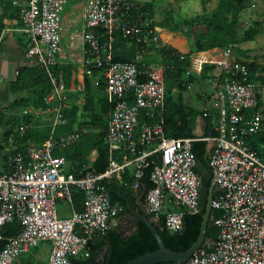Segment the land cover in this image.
Listing matches in <instances>:
<instances>
[{
	"label": "built area",
	"instance_id": "2783aa9c",
	"mask_svg": "<svg viewBox=\"0 0 264 264\" xmlns=\"http://www.w3.org/2000/svg\"><path fill=\"white\" fill-rule=\"evenodd\" d=\"M67 2H13L19 8V31L29 41V62L45 71L51 85L44 102L55 106L46 113L52 128L41 146L29 145L22 152L15 135L7 139V171L0 175V241L4 225L17 222L21 230L8 238L0 250V264H13L44 242L51 245L48 264H73V259L87 258L90 241L115 226L122 210L110 201L103 181L133 166L131 187L137 192L142 171L149 164L147 158L157 153L160 161L150 163L152 187L145 197L148 216L157 222L164 214V228L178 233L183 227V212L165 211L164 204L181 207L189 214L198 213L199 178L192 152V143L197 140L211 144L208 164L219 188L211 208L219 212L213 221L218 236L210 252L200 248L187 264H264V162L246 141L247 137L260 136L264 146V82L259 79L262 75L252 74L243 61L231 60L232 48L223 50L218 60L191 57L196 70L204 64L215 65L219 70L218 77L211 81L213 91L207 94L211 106L218 111L216 134L202 139L167 138L162 119L143 126L138 133L142 111L148 117L163 112L164 67L155 65L140 70L134 63L114 62L113 44L116 32L133 41L138 47V61L150 45L160 41L157 27L152 25L150 13L141 11L145 0H89L82 11L83 64L89 77L93 69L102 71L103 93L112 106L105 132L109 166L100 174L79 172L76 176L65 170L64 157L54 155L79 138L74 133L54 137L56 127L67 124L62 111L71 107L64 94L63 74L54 71L61 51V12ZM251 74L255 80H250ZM99 83L96 79L94 85ZM249 110L255 112L248 117ZM43 115L42 109L30 107L22 110L20 117L31 118L34 123ZM203 117H209L206 110ZM30 127L32 123L22 122L18 132L22 134ZM116 152L131 158L113 166ZM74 188L84 195L81 213L72 207ZM58 201L70 207L69 217L60 216Z\"/></svg>",
	"mask_w": 264,
	"mask_h": 264
},
{
	"label": "trees",
	"instance_id": "16d2710c",
	"mask_svg": "<svg viewBox=\"0 0 264 264\" xmlns=\"http://www.w3.org/2000/svg\"><path fill=\"white\" fill-rule=\"evenodd\" d=\"M80 1V0H79ZM150 3L143 5L141 11H151L153 14L155 0H149ZM216 7L207 14H200L191 18L176 19L172 11H165L161 14L160 21L152 23V25L165 29L171 33L180 32L187 37L189 42V51L186 54H180L175 49L162 45L161 43L152 44L148 47V52L155 54V61L164 67V84H165V100L164 109L161 115L155 112L152 117L145 115L142 111L138 117V133L143 126L153 125L160 119L163 120V130L167 138L185 139L194 138L193 129L195 118L200 114L197 110L190 107L183 100V93L187 87L194 81V75L191 70V56L208 52L214 49L226 50L236 47L241 43L251 42L255 39L259 33L257 26L244 30L242 35H238V24L240 20V14L246 7L248 0H216ZM203 4L206 0L202 1ZM139 10V9H138ZM152 16V15H151ZM202 27L201 30H196L198 27ZM185 29V30H184ZM137 45L129 40L124 39L119 32L115 33V41L113 44V61L134 63L142 70L141 63L136 61ZM250 72L258 71L254 63L248 64ZM215 69V65L204 64L199 78L207 79L208 74ZM63 73V80L66 87L70 86L72 67L64 66L62 68H55V72ZM100 70L93 69L91 77H85L84 80V92L85 104L82 107L77 105L72 106L71 110L65 111L62 116L67 120L65 126H60L56 129L55 138L64 136L69 132L77 131L81 126H90L99 130V133L95 136L83 134L79 139L69 148L63 151H55V156L64 155L66 158L73 160L74 158L79 160V164L76 165V169L71 171L78 176L79 172H94L96 174L106 171L109 166V152L108 144L105 140V132L108 123V116L111 111V104L108 103L105 95L103 94L104 82L102 80ZM251 74L250 80H255ZM99 80V86H94L95 79ZM264 82V78L260 79ZM12 92H25V96L16 99L10 104L9 109L15 110L17 108H35L42 109L44 113L51 111V107L46 105L44 99L49 95L51 91V85L46 77L45 72L36 66L30 68L21 69L18 72L16 80L11 85ZM97 98V99H96ZM97 100V101H95ZM261 104V101H259ZM96 107H98L96 109ZM255 110H249L247 116L254 113ZM207 118V129L205 136L215 135V128L218 123V117L216 111ZM6 118V119H5ZM84 118H89L84 121ZM5 121L8 130L2 135V141L7 143V139L11 134L15 135V143L19 150L24 152L29 145L41 146L50 135V126L43 120H37L34 123L31 118L6 115L4 111H0V126ZM32 123V127L27 129L24 133L20 134L18 128L20 124ZM50 124V123H49ZM77 126V127H75ZM138 135V134H137ZM253 150L264 162V147L263 140L260 136H250L246 139ZM0 146V152L2 150ZM92 151H96L97 156L91 163L90 168H84L88 163V156ZM192 152L197 162H201L207 171H210L208 164V151L207 143L202 140H197L192 143ZM123 155L126 153L117 152L112 158L113 160L121 163ZM160 154H154L147 158L149 162L148 166L143 169L142 177L139 184V189L136 195L143 194V199L149 189L152 187L150 181V173L153 169L151 162L158 163L160 161ZM129 159L131 156L128 154ZM6 162V157H3ZM1 162V160H0ZM1 168V167H0ZM6 164L1 168L0 175L5 173ZM133 166L126 169L125 174L122 177V182L119 183L116 180L103 181L102 186L108 192V196L111 202L118 203L122 207V211L118 215L121 217L127 206L135 203L136 195L129 189V184L132 183L134 175ZM129 176V177H127ZM72 207L75 212L81 213L84 209V195L77 189H72ZM70 209V207H69ZM71 210V209H70ZM178 212H183V227L178 233H171L164 228V214L160 216L157 222H155L156 232L158 233L163 245L170 251L181 253L187 251L192 244L197 240L202 222V213L189 214L183 208L176 209ZM174 208H166L165 211H176ZM211 215L213 221L218 218L219 212L212 209ZM150 219V216H148ZM134 231L129 235H124V232L119 226L110 229L105 235L93 239L89 244V256L87 258L79 257L73 259V264H96L95 252L100 248L102 243L108 244L110 247L106 252L105 258L108 264H126L127 262L136 259L139 256L146 255L154 252L158 249V245L149 229L142 223L138 222L134 225ZM21 230L20 225L17 222H12L4 225L1 229V235L3 239L0 241V250L6 245L8 238L15 236ZM79 232V230L77 229ZM100 240V244H97L96 240ZM45 243V242H44ZM49 243V242H46ZM50 244V243H49ZM95 244H97L95 246ZM51 246V245H50ZM205 252H210L212 247L202 246ZM37 251V248L34 249ZM33 251V250H32ZM26 256L19 264H33L30 257L31 253L23 254ZM22 256V255H21ZM164 264H175L174 262Z\"/></svg>",
	"mask_w": 264,
	"mask_h": 264
},
{
	"label": "crops",
	"instance_id": "0c3cea01",
	"mask_svg": "<svg viewBox=\"0 0 264 264\" xmlns=\"http://www.w3.org/2000/svg\"><path fill=\"white\" fill-rule=\"evenodd\" d=\"M14 1H23V0H0V37H1V43H0V105H1V103L5 104L1 108H2V111L4 110L6 115L20 116L22 110H24L26 108L22 109L18 114H15L14 110L9 109V106H10V104H12V102L14 100L19 99L22 96H25L26 94H25V92H18V91L12 92L11 91V85L16 80L18 72L21 69L30 68V67H32V65L30 64L29 59L26 55V52L29 48V41H28L27 37L24 36L19 31L20 26H21L20 21H19V17H18L19 8L17 6L13 5ZM80 1H83V0H80ZM145 1H147V2L144 5H146L147 3H150L149 0H145ZM255 2H256V0L252 1L253 4H255ZM259 2L264 4V0H259ZM67 4H68V2L66 3V5L64 7H66ZM84 7H85V5H83V7L81 9V13L77 17L76 21H74L72 19L73 10L75 9V6L72 7V10L70 11V13L64 14L63 10L61 12V15L63 14V17L61 19V25H64V26L67 25L65 27V29L63 28L61 37L66 39L67 48L64 49L61 46V51H60L59 56H58V67L59 68H62L64 66H71L72 67L70 86L69 87L65 86V88L67 90V97H68V100L70 101L71 107L74 105L82 107V105L85 104L86 99H85V96L83 95L84 80H85V77H89L85 73V67L83 64L85 56H84L83 51H82V43H81L82 11H83ZM254 7H255V5H252V8H254ZM263 8H264V6H263ZM145 12H149L150 18H152L154 22H158V21H155V19H154V10L152 11L153 14L151 13V11L146 10ZM160 17H161V15H160ZM240 22L241 21H239V23ZM243 23H246V21ZM68 24H70V25H68ZM80 27H81V31H79ZM157 30H158V32H157L158 37L160 38V41L158 43H161L162 45L169 46V47L175 49L180 54H186L189 51L188 48L186 50L184 48H181L184 46H188V44H189V43H187V41L185 39L181 40V39L175 38V33H171L165 29H162V28L157 27ZM165 42H169V44H165ZM236 48H237L236 50L232 49L231 60L243 61L247 64L254 63L258 69V71H255V72H258L262 75L259 79L264 78V60L263 59H256V58L253 59V57L251 59H247V54L249 52H246L247 53L246 54V53L242 52L243 49H241L239 46ZM263 48H264V46H263ZM222 52H223V50L214 49V50H211L208 52H202V53L192 55L191 57L199 56L202 59H216V60H218L220 58V56L222 55ZM263 52H264V50H263ZM139 59L140 60H138V61L136 59V61L138 63L142 64L141 65L142 69L148 68V67H153L155 65H161L160 63L158 64L155 61V59H156L155 54L151 51L148 52V50H147L146 54L143 55L142 57H140ZM190 60H191V70L190 71L192 72V74H195V76H194V81L187 87L186 91L183 93V100L186 104H188L190 107H192L193 109L197 110L200 113L195 118V121H194L193 137H194V139H202L206 134L207 122H208L207 118H210V116L207 118H204L203 117V111L206 110L210 115L216 111L217 117H218V111H217V109H215L211 106V98L207 97V94L213 91L211 81H214L213 78L218 77L219 70L215 66V69L211 73L208 74L209 77L207 79L199 78L198 77L199 73L201 72L203 67H201L200 70L194 69L193 60L192 59H190ZM208 65H212V64H208ZM54 71H55V69H54ZM61 73H62V71H61ZM219 77L222 78L224 76L220 75ZM11 93H13V94L14 93H23V94H20L19 97H15L12 99ZM105 98H106V96H105ZM95 101H97V100H95ZM97 108L98 107H96V109ZM3 121H4V123L0 126L2 129V132L0 133V146L3 147L1 152H0V160H1L0 167L1 168L4 166V163H5V160H3V157L5 156V153H6L5 151L7 148V143L3 142L1 137H2L3 133L8 130V127L5 124L6 120H3ZM75 127H77V126H75ZM89 128L92 129L93 132L96 131V135L99 133L98 129L92 128L90 126H81L77 131H73V132H69V133L78 134L80 137L83 134H87ZM64 136H60V137H64ZM207 148H211V144H207ZM96 156H97L96 151H92L90 153V155L88 156V163L86 166H84V168H86V169L90 168L91 163L95 160ZM62 157H64L66 160V164H65V170L66 171L72 172L71 171L72 169H76L75 166L79 164L78 159L74 158L73 160H70V159L66 158L64 155H62ZM125 158H127V156L123 155L121 163L124 162ZM127 159H129V158H127ZM121 163L114 160L115 165H113V166H117ZM1 168H0V170H1ZM126 169H128V168H126ZM126 169L123 172H119V173L115 174L113 176V178L109 179V181L110 180H116L117 182L121 183L122 177L125 174ZM127 177H129V176H127ZM131 184H129L130 185L129 189L133 193V195H136L135 191H133V189L131 187ZM140 195H143V194H140ZM140 195H138V196L136 195L137 197L135 199L136 200L135 203L134 204L132 203L130 206H127V211H125L121 217H119V218L117 217L116 222H115V226H113L111 229H113L116 226H119L120 229L124 232V235H126V236H129L134 231V229H135L134 225H136V224H133V222L129 219V217L130 218L134 217L132 215V213L137 210V199ZM141 201H142V203H144L145 198L143 199V197H141ZM167 207L168 208H174L175 210L179 208L177 206H173L172 204L168 205ZM166 208H165V210H166ZM121 209H122V207H121ZM70 215H71V210H70L69 216ZM60 216L61 217H69V216H64V215H60ZM129 223L132 225L131 227H130V225H128ZM95 239H97V238H95ZM91 241H93V240H91ZM96 241H97L96 242L97 244H100L99 239ZM45 244L48 245V247H49L48 251L50 253V249H51L50 244L46 243V242H45ZM97 244H95V246ZM107 246H108V244L103 242L102 245L100 246V248L98 247V249L96 250V252H95L96 264H103L102 259L106 260L105 256H106V252H107ZM38 247H37V251L34 250L35 248L31 249L29 251L31 253V256H32V257H30V260L32 262V258L37 259L39 262H37L35 264H44V262L40 263L42 261V257H41V251L39 250ZM25 257L26 256H24V255L19 256L13 264H19L20 261H22ZM48 258H49V255H48ZM45 264H48V262Z\"/></svg>",
	"mask_w": 264,
	"mask_h": 264
},
{
	"label": "rangeland",
	"instance_id": "374dc122",
	"mask_svg": "<svg viewBox=\"0 0 264 264\" xmlns=\"http://www.w3.org/2000/svg\"><path fill=\"white\" fill-rule=\"evenodd\" d=\"M203 0H155L154 2V19L155 21H160V15L164 14L165 11L169 10L172 11L175 15L176 19H183V18H191L200 14H207L208 12L212 11L215 7H216V0H206V3L203 4L202 3ZM253 0H248V2L246 3V7L244 8V10L241 12L240 14V20L241 21L238 24V35H242L244 30H247L249 28H254L255 26H257L258 28V35H256L255 39L251 42H247V43H241L240 45H238L242 50L243 53L249 52L247 54V59H251L253 57L256 59H263L264 60V4L260 3L259 0H256L255 4L252 3ZM88 3V0H83V1H78V0H69L68 4L66 7H64L63 12L64 14L66 13H70V11L72 10V7L75 6V9L73 10V15H72V19L74 21L77 20V17L80 15L81 13V9L83 7V5L86 6V4ZM252 5H255L254 8H252ZM63 17V14L61 15V19ZM246 23H243L245 22ZM259 22V23H258ZM70 25V24H68ZM67 25H61L62 30L63 28L65 29ZM203 29V26L196 28V30H201ZM79 31H81V27L79 28ZM175 38L181 39V40H186L187 43L188 39L186 36H184L182 33L177 32L175 33ZM165 44H169V42H165ZM61 46L62 48L66 49L67 48V42L66 39L61 38ZM237 46V47H238ZM184 48L185 50L188 48L189 49V44L188 46H184L181 47ZM195 76V74H193ZM20 94L23 93H11V98H15V97H19ZM65 96L67 98L68 103H70V101L68 100L67 97V90L65 91ZM191 94V93H190ZM4 103H1L0 105V111H2V106H4ZM55 106V104L50 105L51 110L53 109V107ZM72 107H70L69 109H65L62 111V114H64L65 111H69L71 110ZM22 110V108H17L14 110L15 114H18L20 111ZM4 111V110H3ZM48 115H46V113H44L42 120L43 122L48 123V125L50 126V130L52 128V124L49 121ZM87 119L89 118H84V121H87ZM60 126H65V125H61L59 124L56 129ZM2 132V129L0 127V133ZM68 134V133H67ZM88 135L90 136H95L96 135V131L93 132L92 129H88L87 132ZM7 149V148H6ZM169 204L165 203L164 204V208H166ZM56 208L57 211L60 215H64V216H69L70 214V209L69 206L64 202V201H58L56 204ZM39 250L41 251V257H42V262L47 263L48 262V255H49V251H48V245H46L45 243H41L39 245ZM32 257V256H31ZM32 262L35 264L37 262H39L37 259H33L32 258Z\"/></svg>",
	"mask_w": 264,
	"mask_h": 264
},
{
	"label": "water",
	"instance_id": "95a60500",
	"mask_svg": "<svg viewBox=\"0 0 264 264\" xmlns=\"http://www.w3.org/2000/svg\"><path fill=\"white\" fill-rule=\"evenodd\" d=\"M210 151V148H207ZM196 173L199 178V195H198V212L202 213V222L200 227V233L197 240L192 246L185 252L176 253L168 250L162 243L155 228V221L148 218V211L146 202L142 203L140 195L137 199V210L132 213L136 220L142 222L151 232L154 239L157 242L158 249L154 252L148 253L143 256H139L134 260L127 262L126 264H164L174 262L175 264H187L189 258L202 246L214 245L215 240L218 236V227L213 224V217L211 215L212 208L211 203L213 195L219 192L218 186L215 184L213 175L206 170L201 162L196 164ZM107 246V250H109ZM107 259H102L103 264H108Z\"/></svg>",
	"mask_w": 264,
	"mask_h": 264
},
{
	"label": "flooded vegetation",
	"instance_id": "af4514ba",
	"mask_svg": "<svg viewBox=\"0 0 264 264\" xmlns=\"http://www.w3.org/2000/svg\"><path fill=\"white\" fill-rule=\"evenodd\" d=\"M129 219L133 222V224H137V223L139 222V221L136 220L134 217H133V218H130V217H129ZM128 225H130V227L132 226L130 223H129Z\"/></svg>",
	"mask_w": 264,
	"mask_h": 264
}]
</instances>
